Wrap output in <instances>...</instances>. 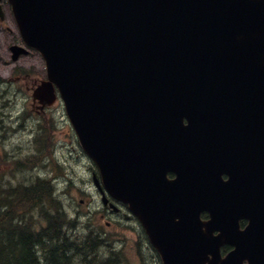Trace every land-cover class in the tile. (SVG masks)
I'll list each match as a JSON object with an SVG mask.
<instances>
[{"label":"water","instance_id":"95a60500","mask_svg":"<svg viewBox=\"0 0 264 264\" xmlns=\"http://www.w3.org/2000/svg\"><path fill=\"white\" fill-rule=\"evenodd\" d=\"M8 1L13 60L45 61L33 101L61 97L163 264H264V0Z\"/></svg>","mask_w":264,"mask_h":264},{"label":"rangeland","instance_id":"374dc122","mask_svg":"<svg viewBox=\"0 0 264 264\" xmlns=\"http://www.w3.org/2000/svg\"><path fill=\"white\" fill-rule=\"evenodd\" d=\"M4 9V22L11 30L0 31V189L49 178L67 216L77 220L76 234L101 232L103 243L97 251L104 254L116 248L124 264H142L145 255L148 264H159L145 247L138 224L123 221L107 226L101 220L102 200L93 180L98 169L80 146L61 99L44 112L33 107L28 89L35 79L45 78V64L36 51L12 61L8 47L20 37L7 0Z\"/></svg>","mask_w":264,"mask_h":264},{"label":"trees","instance_id":"16d2710c","mask_svg":"<svg viewBox=\"0 0 264 264\" xmlns=\"http://www.w3.org/2000/svg\"><path fill=\"white\" fill-rule=\"evenodd\" d=\"M67 215L49 178L0 189V264H124L118 250L97 251L101 232L76 234Z\"/></svg>","mask_w":264,"mask_h":264},{"label":"flooded vegetation","instance_id":"af4514ba","mask_svg":"<svg viewBox=\"0 0 264 264\" xmlns=\"http://www.w3.org/2000/svg\"><path fill=\"white\" fill-rule=\"evenodd\" d=\"M4 2H6V0H2L4 18H3V20L0 19V31L3 30L4 28H8V24H5V22H4L5 18H6V12H5V9H4ZM8 29L11 30L10 28H8ZM20 42L21 41L19 39L18 43H20ZM11 45L12 44L9 45V47H8L9 49H10ZM34 85H35V83H34ZM32 104L39 111H45L46 109H48V107L47 108H43L40 105H38L37 103H32ZM185 122H187V120H185ZM167 177H168L169 180H174L177 177V175L174 172L171 171V172H169L167 174ZM112 203H113V205H112ZM129 209H130V207H129V205L127 203L122 202V201H113V199H109L108 203H106V204L102 203L101 204V207L98 209V211L101 213L100 214L101 220H104L108 226H112L113 224L121 225L123 223V221H126V222L133 221L134 224H138L141 227L140 232H142V234L146 238L145 247H147L150 252H152V253H154L156 255V257L158 259V262H159V255H158V252H157L156 248L154 247V245L151 243V241L147 237V235L145 233V230L142 227L141 222L139 221L137 216L131 214ZM201 216H202V218H204L203 214ZM205 218H207V217H205ZM247 223H248L247 220L243 219L241 221L242 227L244 228L247 225ZM228 249L231 250L232 247H228Z\"/></svg>","mask_w":264,"mask_h":264}]
</instances>
